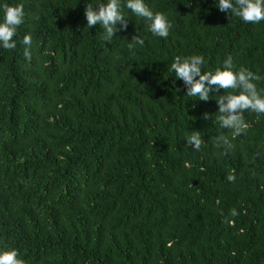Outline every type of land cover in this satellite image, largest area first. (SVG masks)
Here are the masks:
<instances>
[{
    "label": "trees",
    "instance_id": "obj_1",
    "mask_svg": "<svg viewBox=\"0 0 264 264\" xmlns=\"http://www.w3.org/2000/svg\"><path fill=\"white\" fill-rule=\"evenodd\" d=\"M3 3L25 19L16 48H0V247L26 264H264V115L246 112L233 148L217 147L231 136L218 117L232 90L189 97L170 71L200 54L202 71L231 56L264 76V21L230 18L215 0H147L169 36L124 7L128 26L109 42L86 27L95 0Z\"/></svg>",
    "mask_w": 264,
    "mask_h": 264
},
{
    "label": "clouds",
    "instance_id": "obj_2",
    "mask_svg": "<svg viewBox=\"0 0 264 264\" xmlns=\"http://www.w3.org/2000/svg\"><path fill=\"white\" fill-rule=\"evenodd\" d=\"M215 6L230 18L237 17L245 23H259L264 21V0H215ZM126 7L136 17H142L148 22V30L156 37L167 38L172 22L167 13L154 11L147 0H95L86 3L85 18L88 28L99 25L103 30L102 39L111 41L121 27L127 28L128 21L123 12ZM0 48L12 50L17 46L19 26L24 23L25 11L22 4L3 3L0 5ZM134 46H143L145 40L140 36L132 38ZM22 43L26 46L24 55L31 58L32 36L26 34ZM206 61L203 55H178L174 58L170 71L175 73L176 79H182L187 85V95L208 100L212 87L231 89L226 97L219 98L218 117L220 127L231 130V136L220 135L216 138L217 147L226 150L233 148L232 140L248 129L245 113L251 112L264 115V87L259 86L264 76L250 69L233 64L231 56L224 60L223 65L215 71H202ZM226 101V102H225ZM187 143L194 150H199L203 143L200 131H193L186 137ZM234 174H229L227 180L234 182ZM235 217L237 209L230 213ZM0 264H26L19 249L15 247H0Z\"/></svg>",
    "mask_w": 264,
    "mask_h": 264
}]
</instances>
